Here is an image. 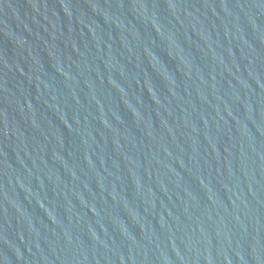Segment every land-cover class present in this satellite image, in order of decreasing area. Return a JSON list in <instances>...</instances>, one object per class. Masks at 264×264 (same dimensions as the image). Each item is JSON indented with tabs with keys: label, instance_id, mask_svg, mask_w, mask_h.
Returning a JSON list of instances; mask_svg holds the SVG:
<instances>
[{
	"label": "water",
	"instance_id": "obj_1",
	"mask_svg": "<svg viewBox=\"0 0 264 264\" xmlns=\"http://www.w3.org/2000/svg\"><path fill=\"white\" fill-rule=\"evenodd\" d=\"M0 264H264V0H0Z\"/></svg>",
	"mask_w": 264,
	"mask_h": 264
}]
</instances>
